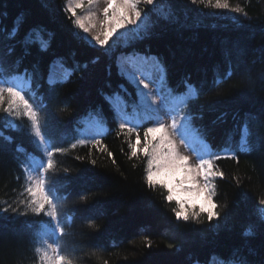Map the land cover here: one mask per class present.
I'll return each instance as SVG.
<instances>
[{"label": "trees", "instance_id": "obj_1", "mask_svg": "<svg viewBox=\"0 0 264 264\" xmlns=\"http://www.w3.org/2000/svg\"><path fill=\"white\" fill-rule=\"evenodd\" d=\"M67 3L0 0V55L4 56L0 79L23 75L37 62L46 73L54 57L80 66L55 93L39 76L26 91L52 153L53 168L44 176L56 177L50 186L65 229L62 237L57 231V255L64 257L65 264H227L226 258L239 249L251 264H264V217L258 203L264 199V0H228V10L215 9V0L195 5L191 0H161L155 9L138 5L142 12L149 11L147 22L154 35L134 47L149 50L166 66L167 105L187 91L185 77L204 93L193 106L202 116L193 121L200 129L199 136L194 133L208 144L213 163L225 178L215 181L214 199L221 218L209 223L202 214L199 224L177 220L175 204L165 202L159 191L148 190L146 161L142 154L130 158L126 129L121 131L118 117L113 116L111 100L117 98L131 124L139 128L147 123L134 119L135 89L117 75V57L129 49L121 41L105 55L104 49L73 39V29L83 33L75 28L76 16ZM235 7L244 12H231ZM162 10L169 12L167 21ZM41 27L45 31H36ZM48 33L55 34L49 53L41 56L33 47L18 62L26 38L41 44ZM121 84L127 91L121 90ZM248 89L253 93L248 94ZM100 90L115 94L111 110ZM99 105L102 112L96 110ZM2 116L0 112V264H39L40 230L52 227L46 213L37 214L26 203L25 169L32 157L42 153L28 119L19 117L13 129H5ZM92 122L103 129V135H95L94 130L90 135L87 125ZM139 130L142 136L143 129ZM93 137L101 145L93 146ZM242 140L247 145L243 150ZM216 153L221 155L218 161ZM55 223L51 221L52 226Z\"/></svg>", "mask_w": 264, "mask_h": 264}, {"label": "snow or ice", "instance_id": "obj_2", "mask_svg": "<svg viewBox=\"0 0 264 264\" xmlns=\"http://www.w3.org/2000/svg\"><path fill=\"white\" fill-rule=\"evenodd\" d=\"M83 0H81V3ZM99 0H88L89 4L98 3ZM146 6H153L155 9L161 3V0H107V7L102 10V20L97 24L91 23L92 16L87 19L90 22L86 24L82 19H75L73 24L76 29L82 30L77 32L72 30L73 39L83 42L92 48L104 49L105 55H108L118 42L121 46L129 49L127 52L121 53L117 57V75L132 84L136 92L137 102L133 105L138 110L141 119L146 121V124L133 125L128 123L125 118V109L117 106L113 110V116L119 117L125 122L120 123L119 128L121 131L126 129L128 136V151L130 158L139 157L143 155L146 161L145 168V183L150 191H159L163 200L169 204L174 203L175 207L172 211L177 220L185 222L192 220L199 224L202 222V214L207 216L209 223L213 219L219 220L221 213L217 210L219 205L215 202L216 196V183L217 179L223 180L225 175L223 171H217L218 164L213 163L212 158H205V156L196 153L190 143L192 133L195 132L197 136L200 134L199 126L194 125L193 121L202 116L193 111V106L198 102L199 96L203 95V91L194 85L190 77H185L183 83L187 91L182 95H176L172 99V108L164 110L165 97L163 95V84L167 80V68L159 56H154L149 50L140 52L134 47L135 44L142 42L146 39H151L154 35L152 26L148 24L149 11H141L138 8L140 3ZM212 4V0H207ZM192 4H203L205 0H191ZM113 5L116 7L114 8ZM80 5L78 4L77 7ZM213 7L217 10H228V0H215ZM233 13H242L244 10L241 7L230 9ZM75 16V10L69 9ZM246 15V13H244ZM162 18L167 21L169 12L162 10ZM21 18L18 17L17 20ZM131 26V27H129ZM118 29L124 31L118 33ZM18 29H13V34ZM36 31H45V29L37 28ZM91 33V34H90ZM90 34V35H89ZM54 33H48L46 41L41 44H33L30 37L26 38L22 44L23 52L18 62L22 61L25 57L31 54L32 48L44 56L51 50V44L54 39ZM115 35V39L112 37ZM111 40V44L109 43ZM121 57L129 59H137L144 65H147L153 76L149 78L144 72L137 69L132 71L128 64L121 65L119 63ZM99 57L94 58L92 63H96ZM4 64V56L0 55V66ZM86 68L87 65L85 64ZM111 67L108 66V73L111 75ZM58 68H63V71H57ZM80 70L79 64L68 65L63 57H54L48 62L47 72L41 71L40 63L34 64L29 69H24L23 75H17L13 79L5 80L0 79V84L6 85L0 87V112L6 117L19 116L21 113L31 120L32 129L35 136L40 138V141L45 142L42 135V125L37 116V111L34 109L33 104L30 103L31 96L25 91L31 80L37 76L44 79L48 84L51 92L55 93L58 88L66 81L70 80L71 76ZM147 81V82H146ZM216 81H213L215 84ZM152 85L153 90L148 91L149 86ZM121 90L127 91L123 84L120 85ZM248 94L253 93V89L245 90ZM6 94V95H5ZM99 95L104 100V103L109 104L110 110L112 106L110 100L112 95L104 93L100 90ZM156 96L157 99H150L149 97ZM6 102V106L5 105ZM97 111L103 110V105H99ZM180 113H183L182 115ZM106 119V118H105ZM47 124V117L45 118V126ZM246 127V125H245ZM140 128L143 129V135H140ZM9 141L10 137L7 138ZM206 140V137H205ZM101 145V140L93 137V146ZM74 147V146H73ZM208 144H204L206 149ZM247 147L246 141H241V149ZM187 149V153H185ZM101 151L108 152V149L101 147ZM112 156L111 152H108ZM52 153H48L47 164L41 161L36 165L35 170L40 175V179L36 181L35 187L27 189L31 197L32 211L40 214L46 213L50 218L48 221L49 226L52 227V232L58 231L59 236L65 235V229L62 227V221L58 212L56 203L57 196L54 194V189L50 185L56 182L55 176L45 177L44 174L49 169L53 168L51 159ZM221 158L220 153H216L215 160ZM237 163L239 157H235ZM95 164V161L92 162ZM43 169L41 172L40 169ZM239 187V182L237 183ZM201 197L204 199L205 207L201 204H196L194 201L199 200ZM261 206V215L264 217V199L258 201ZM47 206V208H46ZM227 209V205L224 206ZM8 211V209H4ZM227 215V211L224 213ZM51 221H55V225H51ZM264 223V219H262ZM58 239V237L56 238ZM52 242H55L53 240ZM148 247H151L149 244ZM172 245H169L171 248ZM55 251V249H53ZM227 264H251L247 255L243 254L239 249L233 251L231 258H226ZM52 264V262H49ZM54 264H65L63 256H58Z\"/></svg>", "mask_w": 264, "mask_h": 264}, {"label": "rangeland", "instance_id": "obj_3", "mask_svg": "<svg viewBox=\"0 0 264 264\" xmlns=\"http://www.w3.org/2000/svg\"><path fill=\"white\" fill-rule=\"evenodd\" d=\"M80 5L79 7H77V5ZM107 0H99L98 3H92L89 4L88 0H83V2L81 3V0H68L67 3V9H74L75 10V16L76 19H82L84 20V22L86 24H89L90 22L88 21V17L92 16L93 20L91 21V23H96L97 24V30L99 27V22L100 20H102V10L104 7H107ZM113 7L115 8L116 6L113 5ZM71 12V11H70ZM72 13V12H71ZM131 27V26H129ZM124 31L123 29H118V33ZM91 34V33H90ZM89 34V35H90ZM112 39H115V35L112 37ZM124 64H128L130 66V69L132 71H136L137 69H139L140 71L144 72L146 76H149V78H152L153 74L150 70V68L147 65H144L142 63V61L139 60V58L137 59H129L127 57L122 59V65ZM147 82V81H146ZM6 85L0 84V87H5ZM30 87V84H28V87L25 89L28 90ZM163 95L165 97V104H164V110H170L172 108V103L171 105H167V102H169L166 92H165V88H164V84H163ZM152 85L149 86L148 91H152ZM6 95V94H5ZM171 97V96H170ZM150 99H157L156 96H151L149 97ZM172 101V100H171ZM112 102V106L115 110V108L117 106L122 107V103L119 99L115 98L113 100H111ZM6 106V102L5 105ZM3 114V113H2ZM24 117L26 119L29 120V118L25 115H23V113H21L19 116H12V117H6L5 114H3L2 118L3 119L2 123L5 126V129H13L15 127V122L17 121L18 118ZM126 120L128 123L131 122L130 118L126 117ZM134 119L136 120H140L141 116L138 112L137 109H135L134 111ZM119 120V124L125 122L124 120H121L118 117ZM29 123L31 124V120H29ZM89 127L90 129V135H93L94 131H95V135H103L104 131L102 128H98L97 123H90ZM94 130V131H93ZM31 133L33 135L34 141L36 143V145L39 147L41 153H42V157H37L34 156L29 160V165L26 167L25 169V173H26V192L27 189L29 187H35L36 181L38 179H40V175L38 174V172L35 170L36 165H38L41 161L44 162L45 166L47 164V159H48V153L50 152L49 149L47 148L46 144L40 141L39 137L35 136V132L32 129V125H31ZM190 143L192 144L193 149L195 150L196 153H199L200 155L205 156V158H212L213 159V155H212V151L209 147H207L206 149L204 148V144H206L205 142L201 141L200 139L196 138L195 133H192V137L190 139ZM185 153H187V149L184 150ZM40 171L42 172L43 169L41 168ZM28 198L29 200L26 201L27 205L30 206L31 205V197L28 194ZM196 204H201L204 205L205 207H207L206 204H204V199L203 197H201L199 200H195L194 201ZM56 236H57V232L55 233V235L52 232V229L49 227H44L40 230L39 233V238H40V247L38 250V254H39V264H49V262H52V264H54L56 258L58 257L57 252H56ZM53 240H55V242H52ZM55 249V251L53 250ZM213 264H218V263H213Z\"/></svg>", "mask_w": 264, "mask_h": 264}, {"label": "bare ground", "instance_id": "obj_4", "mask_svg": "<svg viewBox=\"0 0 264 264\" xmlns=\"http://www.w3.org/2000/svg\"><path fill=\"white\" fill-rule=\"evenodd\" d=\"M60 71H63V68H58Z\"/></svg>", "mask_w": 264, "mask_h": 264}]
</instances>
